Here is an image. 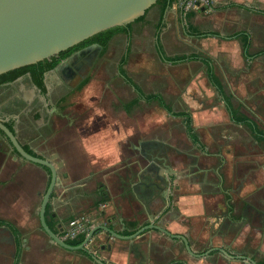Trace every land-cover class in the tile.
I'll return each mask as SVG.
<instances>
[{"label": "crops", "instance_id": "crops-1", "mask_svg": "<svg viewBox=\"0 0 264 264\" xmlns=\"http://www.w3.org/2000/svg\"><path fill=\"white\" fill-rule=\"evenodd\" d=\"M224 1L226 0H210L211 6L207 14L211 13V18H214V15L229 18L232 13L225 12L221 6L218 8L215 5L224 4ZM247 1L253 0H235L231 4L246 10L254 21H258L259 27L252 30L244 27L233 31L225 30L218 26L219 22L211 29H200L197 26L201 15L197 13L199 8L189 9L187 0H174L165 10L156 3L147 10L143 18L132 22L128 30L115 34L111 41L118 37L124 38L127 42L126 53L129 54L133 35L138 28H143V33L148 35L149 27L154 26L155 47L162 61L173 64L201 63L204 76L223 101L231 121L248 129L254 141L264 147L262 141H259L245 124L233 119L231 107L260 126L259 121L233 102L232 94L226 90L217 71L215 54L206 46L203 48L204 52L188 49L194 41L200 40L201 44L204 40L217 39L223 44V56L232 57L231 61L236 57L235 51L224 48V44L231 41L236 43L234 47L238 45L243 63L264 57V46L259 47L262 45V36L256 37L257 32L264 31V8L250 6ZM193 19L195 23L191 22ZM173 26L177 27L173 30L172 37L177 41L178 52L170 55L166 51L165 40L171 36L168 34ZM192 26L203 34L199 35L193 31ZM158 43L161 44L164 54L159 52ZM256 46L258 48L254 50ZM197 53H204L206 58L211 60L213 73L222 84V92L210 80L209 64L202 59L190 58L176 63L167 59L170 56ZM127 62L128 58L124 69L132 82L128 81L123 73L117 71V74L132 87L136 96L123 106L124 109L119 108L120 114H116V110L115 114L110 115L111 119L105 117L97 123L89 124L86 134L65 138L60 148L53 147L52 153H39L35 144L21 141L23 145L37 152V155L50 159L59 172V180L46 209L47 223L66 241L87 234L90 228L99 224L106 225L124 236H130L146 225L155 224L173 235H185L192 250L202 255H192L187 251L182 239L172 237L157 228H147L133 238H122L106 230H98L86 247L80 250H68L56 244L42 229L39 216L42 198L50 181V170L23 159L13 151L8 140L0 138V219L12 222L20 231L22 251L19 264H247L238 255L250 256L264 264V215L254 212L258 211V205L249 204L251 208L244 204L237 212L238 208L229 193L230 189L224 188L227 182L224 173L215 174L218 187L220 186V191L223 192L220 194L222 198L201 191L183 192L180 187V192H177L179 183L174 180L180 179L178 170L171 173L170 179L173 182H170L166 174L168 166L164 139L158 138L159 134L153 135V138L150 136L149 130H146L150 120L143 117L131 118L133 110L140 106L141 101H144L146 106L156 103L162 107L157 101H148L143 94L160 93L165 99L166 97L159 91H145L127 71ZM197 77L200 76L196 75L194 78ZM225 95L230 97L231 106L224 99ZM166 101L176 112L191 113L193 135L187 131L184 116H173L181 119L185 134L191 142L199 148H204L192 109H175L169 100ZM161 123L160 125H163V122ZM154 124L159 125V121ZM224 164L226 165L223 160L221 166H225ZM216 196L217 198H214ZM219 210L221 212H218ZM78 216L87 220V229L75 238L69 237L66 229L70 220ZM216 247L224 248L237 257L231 258L214 249ZM15 255L16 243L13 233L8 227L0 226V264H14Z\"/></svg>", "mask_w": 264, "mask_h": 264}, {"label": "rangeland", "instance_id": "rangeland-1", "mask_svg": "<svg viewBox=\"0 0 264 264\" xmlns=\"http://www.w3.org/2000/svg\"><path fill=\"white\" fill-rule=\"evenodd\" d=\"M233 2L235 0H226L224 4L215 3L216 7H222L223 11L232 13L229 18H221L222 16L218 15L211 18V13L207 14L211 6L210 0H187V5L189 9L199 8L197 13L201 15L197 26L200 29H211L216 27L218 22V26L230 31L242 27L250 30L259 27L260 24L253 20L252 15L232 5ZM247 2L250 6L264 8V1ZM262 19L264 20V17ZM191 22L193 23L194 19ZM173 27L168 34L171 36L165 40L166 51L170 55L178 52L177 41L172 37L173 30L177 27ZM141 29L143 28H138L133 35L132 49L125 66L127 71L145 91L163 93L175 109L190 107L195 116L197 132L205 146L199 148L191 142L185 134L180 118L167 113L156 103L146 106L144 101H141L140 106L133 110L131 118L143 117L150 120L146 129L149 130L150 136L159 134L158 138L164 139L166 165L170 167H166L167 177L170 179L171 173L178 170L180 179L174 180L179 183L177 192L201 191L222 198L220 194L223 192L220 191V186L218 187L215 174L224 173L227 179L224 188L230 189L229 193L238 208L237 212L241 210L240 206L249 204L258 205V211L254 212L264 215V147L254 141L248 129L231 121L223 101L204 76L201 63L173 64L162 61L155 47L156 28L149 27L148 35ZM260 35L262 45L259 47H262L264 31L257 32L256 37L259 38ZM219 42L217 39L204 40L201 45L200 40H197L188 49L200 52L206 46L215 54L217 71L226 90L232 94L233 102L259 121L260 126L264 128V57L243 63L238 45L234 47L236 43L231 41L224 44L226 50L236 53V57L231 61L232 57L223 56V44ZM126 45V40L121 37L110 42L108 49L98 58L92 80L82 94L86 98L94 99L96 110H100L102 115L110 116L115 114L116 110V114H120L119 108L124 109L123 106L136 96L132 87L117 74V64L126 53ZM254 48L256 50L258 46ZM196 75L200 77L194 78ZM156 121H159V125L154 124ZM161 122L163 125H160ZM223 160L225 166H221ZM202 182L203 184H200ZM168 193L167 190V195ZM223 199L225 200L224 195ZM262 227L264 228V222ZM250 233L253 232L250 230Z\"/></svg>", "mask_w": 264, "mask_h": 264}, {"label": "water", "instance_id": "water-1", "mask_svg": "<svg viewBox=\"0 0 264 264\" xmlns=\"http://www.w3.org/2000/svg\"><path fill=\"white\" fill-rule=\"evenodd\" d=\"M158 1L0 0V74L51 58L106 29L130 24L144 16L147 10ZM1 132H4L23 159L47 167L51 172L39 216L42 229L56 244L68 250H80L86 247L98 230L103 229L122 238H133L147 228H157L172 237L182 239L187 251L192 255L197 257L202 255L192 250L185 235H173L155 224L146 225L130 236L120 235L108 226L99 224L90 228L81 244L68 243L51 229L46 219L47 205L59 180L56 165L48 158L29 153L16 134L0 119ZM214 249L231 258L237 257L224 248ZM238 257L245 260L247 264H259L250 256L238 255Z\"/></svg>", "mask_w": 264, "mask_h": 264}, {"label": "flooded vegetation", "instance_id": "flooded-vegetation-1", "mask_svg": "<svg viewBox=\"0 0 264 264\" xmlns=\"http://www.w3.org/2000/svg\"><path fill=\"white\" fill-rule=\"evenodd\" d=\"M101 53L102 46L95 42L62 58L44 72L45 92L33 81L30 72L0 84V119L6 125L12 122L13 130L7 126L19 141L35 144L39 153H52L53 147L60 148L65 138L86 134L89 124L105 117L111 119V116L96 110L94 99L82 95L92 80L93 69L103 55ZM117 71L121 72L120 69ZM0 138L9 141L4 132L0 133ZM23 147L37 155L28 146ZM12 149L20 156L13 146Z\"/></svg>", "mask_w": 264, "mask_h": 264}, {"label": "trees", "instance_id": "trees-1", "mask_svg": "<svg viewBox=\"0 0 264 264\" xmlns=\"http://www.w3.org/2000/svg\"><path fill=\"white\" fill-rule=\"evenodd\" d=\"M173 1L174 0H159L157 3L162 6L163 10H165L169 5L172 4ZM141 18H143V16L140 17L139 19H141ZM130 24L106 29V30L101 31V32L91 36L90 38L80 42L79 44H77L71 48H68L67 50L60 52L58 55L52 56L51 58H47V59L41 60L37 63L22 66L20 68H16L14 70H10L8 72L0 74V84L5 83V82H9V81H13L17 77L24 75L27 72H30L33 81L41 88V90L43 92H45L46 89H45V85L43 82L44 72L53 68L62 58L67 57L74 50L81 48L83 46H86L88 44H91V43L96 42L99 45H101L102 46V53H104L106 51L111 39L113 38V36L119 32H123V31L128 30V27L130 26ZM191 28L193 29V31L197 32L199 35L203 34V32H201L200 30H197V28L195 26H192ZM245 40H247V38H245ZM157 47H158L159 52L161 54H164L162 46L160 43L157 44ZM127 58H128V52L123 55V57L120 61L119 69H120L121 73H123L127 77L128 81L132 82L131 78L127 76L126 70L124 69V65L127 61ZM190 58L191 59L192 58H194V59L199 58V59H202L204 62L209 64L208 65L209 66L208 67L209 78L222 92V84L219 81V79L216 77V75L213 73L212 66L210 65L211 60L206 58L204 53H197V54L185 55V56L181 55V56L167 57V59L169 61H172L175 63L178 61L190 59ZM136 87L139 89V87L137 85H136ZM139 91H141V90L139 89ZM143 96H145L148 101H157L168 113H170L172 115L184 116L187 131L190 135H193V131H194L193 118H192V115L190 112H187V111L176 112V111H174L172 109L171 104L169 102H167L166 99L160 93H150V94H145V95L143 94ZM224 99L230 105V97L225 95ZM231 109H232L231 111H232L233 119L238 123L245 124L255 134L256 138L259 141H262V143L264 144V128L258 126L257 123L254 120H252L251 118H249L248 116H246L242 113H239L237 110L233 109L232 107H231ZM7 125L13 130L12 122H8ZM101 201H103V200H101ZM0 226L8 227L9 230L13 233V235L15 237V243H16V255H15L14 264H19L21 251H22V239L20 236V231L15 226V224H13L12 222H9L7 220H4V219H0ZM49 226L51 227V229H53L50 224H49ZM85 236H86V234H81L77 239L68 240L67 242L72 244V245H78L84 241Z\"/></svg>", "mask_w": 264, "mask_h": 264}, {"label": "built area", "instance_id": "built-area-1", "mask_svg": "<svg viewBox=\"0 0 264 264\" xmlns=\"http://www.w3.org/2000/svg\"><path fill=\"white\" fill-rule=\"evenodd\" d=\"M87 220L83 216L74 217L70 220L66 229L69 237L75 238L79 233L86 231Z\"/></svg>", "mask_w": 264, "mask_h": 264}]
</instances>
